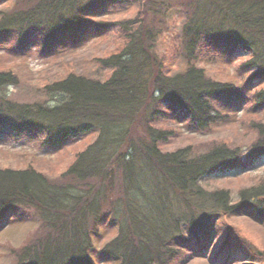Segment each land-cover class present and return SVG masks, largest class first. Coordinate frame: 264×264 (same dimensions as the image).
<instances>
[{"label":"trees","instance_id":"16d2710c","mask_svg":"<svg viewBox=\"0 0 264 264\" xmlns=\"http://www.w3.org/2000/svg\"><path fill=\"white\" fill-rule=\"evenodd\" d=\"M9 1L0 11L9 51L33 45L48 54L88 33L115 38L95 59L96 74L74 67L39 90L53 104L12 100L18 77L0 67V134L37 135L43 146L93 137L56 178L0 168V219L19 208L37 223L19 250L4 246L12 264H92L91 236L105 216L116 231L100 255L111 264H175L210 243L230 257L235 243L264 264V248L234 225L250 211L264 216V174L234 197L206 184L239 168L245 146L244 159L264 157V0H124L136 2V17L113 23L96 18L106 0ZM175 7L184 20L169 64L154 49ZM204 52L243 57L241 82L212 80L196 65ZM236 102L248 110L239 120L253 136L245 145L171 147L181 126L205 133L234 125L219 106Z\"/></svg>","mask_w":264,"mask_h":264},{"label":"rangeland","instance_id":"374dc122","mask_svg":"<svg viewBox=\"0 0 264 264\" xmlns=\"http://www.w3.org/2000/svg\"><path fill=\"white\" fill-rule=\"evenodd\" d=\"M10 1L0 4V11H5L10 6ZM98 20L110 23L134 19L136 17V2L131 3L124 0H106L97 4ZM171 17L182 18L184 13L177 7L167 12L166 20ZM167 25V24H166ZM169 33L168 51L160 56L169 64L174 62L176 56L171 48L175 43L177 33L166 26L163 33ZM162 33V34H163ZM102 38L88 33L78 43H69L67 47L58 49L51 53L40 54L33 45H29L24 52L9 51V45L0 42V67L3 71L15 74L19 82L16 86L8 88L12 100L23 103L53 104L51 98L43 97L39 92L44 85L50 84L54 78L64 76L72 68L83 67L88 74H96L94 61L98 57H103L105 52H109L115 44V38L109 32H105ZM160 37V36H159ZM158 37V38H159ZM158 40V39H157ZM244 61L241 56L233 58L222 57L220 54L202 53L197 62V66L214 81H232L239 84L242 80V73L239 71L240 62ZM175 67V66H173ZM221 107V108H220ZM220 111L232 115L234 125L214 127L211 131L200 133L185 126L179 127L181 130L180 140L171 147L191 146L192 148H204L209 141L228 140L233 145L242 146L252 140L251 132L242 130L239 120L248 110L240 106L238 102L226 107L219 106ZM264 121V114H261ZM93 140L92 136L80 137L62 141L54 146H43L42 138L37 135L27 134L22 138L0 134V168L2 169H26L36 168L44 172L49 178H56L64 170L73 156L87 146ZM240 167L225 173H220L217 177L209 178L207 187H226L234 197L238 189L248 188L255 182L258 175L264 174V157L258 161L251 162L244 159L249 153V148H241ZM264 214V212H263ZM36 218H32V213L19 208L11 209L0 219V264H12L11 258L7 257L9 246L19 250L26 244L29 235L37 229ZM235 226L254 239L255 245L261 251L264 248V216H259L250 211L247 218L236 219ZM115 226L109 223V217L105 216L98 223L97 231L92 234V248L89 251V258L92 264H111L110 259L102 257L100 250L115 236ZM202 251L193 249L185 251L182 258L175 264H259L260 260L249 254L239 245H233L230 252H223L218 259H215L217 247L210 245L204 247ZM261 258V256H260ZM233 261V262H232Z\"/></svg>","mask_w":264,"mask_h":264},{"label":"clouds","instance_id":"9594fccd","mask_svg":"<svg viewBox=\"0 0 264 264\" xmlns=\"http://www.w3.org/2000/svg\"><path fill=\"white\" fill-rule=\"evenodd\" d=\"M167 26L172 30V33H177L181 30L183 20L182 18L171 17L166 21ZM169 33H163L156 42L154 51L157 55L164 54L168 51L170 45L168 43Z\"/></svg>","mask_w":264,"mask_h":264}]
</instances>
